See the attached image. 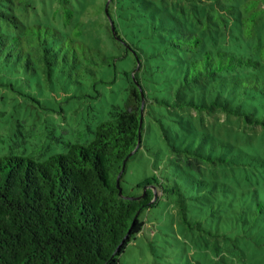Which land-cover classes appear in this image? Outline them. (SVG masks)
Returning <instances> with one entry per match:
<instances>
[{
	"label": "trees",
	"instance_id": "obj_1",
	"mask_svg": "<svg viewBox=\"0 0 264 264\" xmlns=\"http://www.w3.org/2000/svg\"><path fill=\"white\" fill-rule=\"evenodd\" d=\"M39 1L0 0V84L14 86L2 76L22 69L51 83L62 74L78 85L89 77L105 85L122 80L129 97L125 108L111 107L86 144L68 142L66 152L43 161L0 155V264H121L163 203L170 219L190 221L191 200L200 198L191 187L205 182L197 175L204 167L264 176L258 151L216 139L195 122L222 113L264 131V0H104L112 36L134 56L122 71L117 56L80 39L74 0H52L54 20L68 31L51 20L27 22L24 14L38 12ZM115 12L130 21L123 35ZM6 115L0 108V122ZM141 152L151 161L129 187V163Z\"/></svg>",
	"mask_w": 264,
	"mask_h": 264
},
{
	"label": "rangeland",
	"instance_id": "obj_2",
	"mask_svg": "<svg viewBox=\"0 0 264 264\" xmlns=\"http://www.w3.org/2000/svg\"><path fill=\"white\" fill-rule=\"evenodd\" d=\"M74 1L77 7L75 19L82 23L83 29L80 39L108 56H117L115 63L121 71L133 63L134 56L125 54V42L112 36L104 13L105 1ZM119 2L126 5L128 1ZM38 8V12L24 14V19L31 23L51 20L64 31L71 29V26L64 27L61 20H54L52 0H40ZM125 16L116 17L121 35L126 30L123 26L130 22ZM259 32L264 36V21ZM2 81L13 82L14 86L0 84V108L7 111L0 122L3 140L0 155H29L35 161L66 152L68 142L86 144L91 141L90 130L109 117L114 104L125 108L129 97L121 87L122 80L105 85L89 77L78 85L62 74L51 83L42 74L20 69L11 78L2 76ZM167 112L163 114H170ZM166 116L163 119L168 125ZM195 122L199 131L264 156V131L261 128L247 130L242 122L227 119L222 113L200 120L195 118ZM172 125L177 126L178 129L172 131H177L181 139L190 138L189 131L178 124ZM201 134L198 132L196 137ZM207 138L211 139L210 136ZM146 159L151 161L147 153L141 152L130 161L126 185L130 187L144 178ZM149 164L152 163L147 166ZM197 175L205 182L202 185L195 182V191L191 187V195L200 198L191 200L190 221L184 222L179 216L170 219L168 205L162 202V207L147 215L145 232L122 254L121 264H264V206H260L264 205V176L243 174L237 167L225 168L222 164L208 165ZM245 188H257L261 194Z\"/></svg>",
	"mask_w": 264,
	"mask_h": 264
},
{
	"label": "water",
	"instance_id": "obj_3",
	"mask_svg": "<svg viewBox=\"0 0 264 264\" xmlns=\"http://www.w3.org/2000/svg\"><path fill=\"white\" fill-rule=\"evenodd\" d=\"M109 4H110V2L107 4V12H108V8H109ZM111 24H112L113 32H114V34H115V33H116V28H115V26H114L113 21H111ZM125 167H126V164H125ZM124 170H125V169H124Z\"/></svg>",
	"mask_w": 264,
	"mask_h": 264
}]
</instances>
